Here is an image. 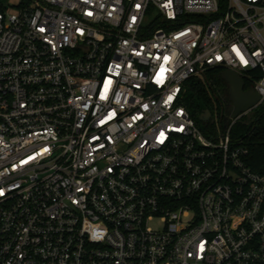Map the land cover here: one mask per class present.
<instances>
[{"label":"built area","instance_id":"2783aa9c","mask_svg":"<svg viewBox=\"0 0 264 264\" xmlns=\"http://www.w3.org/2000/svg\"><path fill=\"white\" fill-rule=\"evenodd\" d=\"M1 1L0 264H264L231 137L264 106V0ZM212 68L260 99L208 136L181 96Z\"/></svg>","mask_w":264,"mask_h":264},{"label":"trees","instance_id":"16d2710c","mask_svg":"<svg viewBox=\"0 0 264 264\" xmlns=\"http://www.w3.org/2000/svg\"><path fill=\"white\" fill-rule=\"evenodd\" d=\"M220 68H212L204 78H191L183 88L181 100L188 108L196 123L204 130L213 126L212 121L201 120L202 114L209 110L213 113L214 104L218 101L228 106L229 87L222 77ZM252 84L245 83V89ZM262 112L247 122H238L231 130L234 141L241 142L249 149L248 164L257 172L264 174V106Z\"/></svg>","mask_w":264,"mask_h":264},{"label":"water","instance_id":"95a60500","mask_svg":"<svg viewBox=\"0 0 264 264\" xmlns=\"http://www.w3.org/2000/svg\"><path fill=\"white\" fill-rule=\"evenodd\" d=\"M222 77L230 87L232 101V107L230 111L232 118L237 117L241 112L254 107L258 103L260 99L259 94L254 89L245 91V82L237 73L226 70L222 72ZM211 116V112L206 110L202 114L201 120L204 122L213 121Z\"/></svg>","mask_w":264,"mask_h":264},{"label":"rangeland","instance_id":"374dc122","mask_svg":"<svg viewBox=\"0 0 264 264\" xmlns=\"http://www.w3.org/2000/svg\"><path fill=\"white\" fill-rule=\"evenodd\" d=\"M3 4L10 6L13 10H15V5L18 4L19 0H2L1 1ZM262 106H258L256 108H254L251 112L250 116H247L241 120H239V122H247L249 121L251 118L253 119L254 116L259 115L262 112ZM221 112H222V105L216 101L214 104V108H213V120H215L214 125L210 126L208 129L204 130L203 128L202 131L210 136V135H218L221 133V127H220V118H221Z\"/></svg>","mask_w":264,"mask_h":264},{"label":"flooded vegetation","instance_id":"af4514ba","mask_svg":"<svg viewBox=\"0 0 264 264\" xmlns=\"http://www.w3.org/2000/svg\"><path fill=\"white\" fill-rule=\"evenodd\" d=\"M228 87H229V84H228ZM244 90L248 91L249 89H245L244 88ZM230 107H232V101H231V94H230V87H229V97H228V106H227V108H230Z\"/></svg>","mask_w":264,"mask_h":264}]
</instances>
